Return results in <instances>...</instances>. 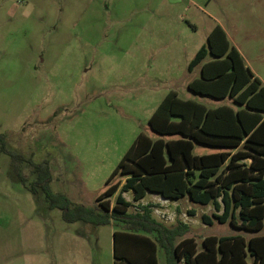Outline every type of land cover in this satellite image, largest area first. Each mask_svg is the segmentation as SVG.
<instances>
[{
	"label": "rangeland",
	"instance_id": "rangeland-1",
	"mask_svg": "<svg viewBox=\"0 0 264 264\" xmlns=\"http://www.w3.org/2000/svg\"><path fill=\"white\" fill-rule=\"evenodd\" d=\"M216 25L264 83V0H0L6 149L33 163L47 160L51 190L93 206L106 186L123 182L118 174L105 184L136 136L158 137L148 119L168 92L222 103L187 88L200 67L189 71L188 64ZM213 149L194 143L192 152ZM14 165L0 151V264H113L112 233L123 227L63 221L59 209L18 181ZM30 169L28 162L17 166L28 181L35 178ZM117 193L108 197L111 205ZM154 196L144 200L154 204L153 216L187 223L186 236L199 248L203 236L247 240L257 233L202 223L201 214L215 212L212 204ZM156 254L166 264L159 245Z\"/></svg>",
	"mask_w": 264,
	"mask_h": 264
},
{
	"label": "trees",
	"instance_id": "trees-1",
	"mask_svg": "<svg viewBox=\"0 0 264 264\" xmlns=\"http://www.w3.org/2000/svg\"><path fill=\"white\" fill-rule=\"evenodd\" d=\"M197 65L200 77L188 82V90L228 98L234 107L208 108L168 92L148 119L158 137L136 136L105 184L118 174L123 182L106 186L93 206L73 204L53 192L49 162L33 163L8 151L0 134V151L11 154L18 181L37 199L42 196L48 208L59 209L63 221L94 226L114 222L123 227L112 233L113 264H159L158 245L166 264H264V86L219 25L210 31L188 70ZM194 143L225 150L195 155ZM23 162L30 164L32 181L17 170ZM116 192L111 205L108 197ZM123 192H131L135 210H129L133 204ZM148 192L172 201L187 198L202 206L212 204L215 212L201 214L202 223L228 222L257 233L247 240L241 235L203 236L199 248L193 236H186L187 223L177 219L173 225L165 224L153 216L152 202H139Z\"/></svg>",
	"mask_w": 264,
	"mask_h": 264
},
{
	"label": "crops",
	"instance_id": "crops-1",
	"mask_svg": "<svg viewBox=\"0 0 264 264\" xmlns=\"http://www.w3.org/2000/svg\"><path fill=\"white\" fill-rule=\"evenodd\" d=\"M244 61V60H243ZM244 64H245V62H244ZM246 66H247V64H245ZM248 67V66H247ZM249 68V67H248ZM250 69V68H249ZM251 71H252V73L254 74V76H256L258 79L260 78L259 77V75H258V73L256 72V71H254L252 68L250 69ZM198 77H200V67H199V72H198V76L197 77H194V78H192V79H195V78H198ZM191 79V80H192ZM190 80V81H191ZM260 81H261V85L262 86H264V83L262 82V80L261 79H259ZM189 82V81H188ZM188 84V83H187ZM195 94V93H194ZM178 95V94H177ZM197 95H199V94H197ZM179 97V96H178ZM182 99V98H181ZM185 99H190V100H194V99H191V98H185ZM213 99V98H212ZM215 100H221L222 101V103H219V104H217V105H214V106H210V105H207V104H205V103H203V104H205L208 108H214V107H217V106H220V105H222V104H228V105H231V106H233L234 107V105L231 103V100L230 99H228V98H224V99H215ZM220 150H225V149H213L211 152H215V151H220ZM211 152H208V153H211ZM207 152H205V153H201V154H206ZM201 154H198V155H201ZM130 195H131V192H128ZM152 195V196H154V197H158V194H156V193H147L142 199H140L139 200V202L141 203V204H145L146 202L144 201L146 198H147V196L148 195ZM163 200L162 201H171V202H176L177 200H168V199H164V198H162ZM131 202H133V201H131ZM134 203V202H133ZM137 203V202H136Z\"/></svg>",
	"mask_w": 264,
	"mask_h": 264
}]
</instances>
